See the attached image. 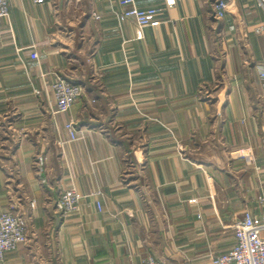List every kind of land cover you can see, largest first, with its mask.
Wrapping results in <instances>:
<instances>
[{"label":"crops","instance_id":"crops-1","mask_svg":"<svg viewBox=\"0 0 264 264\" xmlns=\"http://www.w3.org/2000/svg\"><path fill=\"white\" fill-rule=\"evenodd\" d=\"M37 1L8 0L0 20V212L29 234L6 262L212 264L264 213V8L136 0L158 10L141 29L123 0ZM57 76L84 87L66 113ZM70 189L87 197L62 217Z\"/></svg>","mask_w":264,"mask_h":264},{"label":"built area","instance_id":"built-area-1","mask_svg":"<svg viewBox=\"0 0 264 264\" xmlns=\"http://www.w3.org/2000/svg\"><path fill=\"white\" fill-rule=\"evenodd\" d=\"M44 0H38L43 3ZM166 6L171 8L175 5V0H165ZM123 4L129 9L123 13V18L133 21L139 28H145L153 24L157 17L158 10L155 8L141 9L137 6L136 0H123ZM259 6L264 8V0H257ZM212 6L216 19H223L228 11V3L225 0H212ZM9 17L8 0H0V20ZM99 19V15H95ZM264 28L259 29L262 31ZM33 59H38V54L31 53ZM260 76L264 80V69H261ZM54 97L55 109L58 113L68 112L81 98L84 87L74 84L67 79L57 76L51 85ZM66 129L72 140H77L78 134L73 122L66 125ZM47 157L41 153L34 159V166L38 176L46 183ZM95 193L94 195H100ZM93 196V195H92ZM87 196L82 195L76 189L64 191L55 206L62 217L78 213L81 210L83 201ZM99 210H102L98 202ZM264 213L256 214L246 211L242 218L234 225L235 245L223 254L212 259V264H264ZM28 227L22 217L11 211L0 212V264H8L5 255L8 252L17 250L21 245L29 242ZM141 264H163L159 260L149 257Z\"/></svg>","mask_w":264,"mask_h":264}]
</instances>
